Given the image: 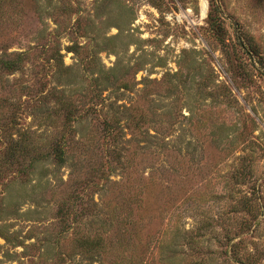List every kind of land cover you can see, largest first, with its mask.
Wrapping results in <instances>:
<instances>
[{
	"label": "rangeland",
	"instance_id": "1",
	"mask_svg": "<svg viewBox=\"0 0 264 264\" xmlns=\"http://www.w3.org/2000/svg\"><path fill=\"white\" fill-rule=\"evenodd\" d=\"M0 264H264V0H0Z\"/></svg>",
	"mask_w": 264,
	"mask_h": 264
},
{
	"label": "trees",
	"instance_id": "2",
	"mask_svg": "<svg viewBox=\"0 0 264 264\" xmlns=\"http://www.w3.org/2000/svg\"><path fill=\"white\" fill-rule=\"evenodd\" d=\"M211 13H214L215 15H217V17L220 18V10L216 6V3H212ZM22 56L23 55L19 54L16 57V59H14L12 61H3L2 62V66L5 69H8L10 71L13 70L14 68H18V66L21 64V61H22V58L21 57ZM16 115H17L16 112L13 113L12 116H14L13 117L14 119H16ZM112 128L115 129L116 131L118 130L114 126H110L109 127V135H112V131H111ZM115 130H114V133H117ZM33 149H34V147H31L29 144L20 143V146L19 147L15 148V149L12 148L10 151H12L11 152L12 157L18 155L19 153H21V155L23 154V155H25L27 157L32 151H35ZM53 151H54L53 152L54 156L52 155V157L57 160V163L58 164L63 165L67 161L64 148L61 146V144H55L54 147H53ZM41 159H44L43 156H42V158H37V159H34L33 161L36 162V161L41 160ZM94 245H95L94 242H89V243H87L86 247H88V249L89 248L91 249V248H93ZM96 246H99V245H96ZM102 247H103V245H102ZM235 251H236V248L233 249V253Z\"/></svg>",
	"mask_w": 264,
	"mask_h": 264
}]
</instances>
